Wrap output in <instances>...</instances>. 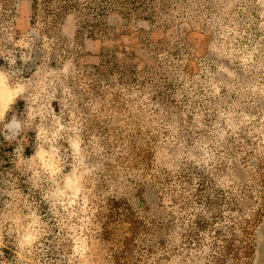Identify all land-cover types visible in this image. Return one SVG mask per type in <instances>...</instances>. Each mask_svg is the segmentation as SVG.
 Listing matches in <instances>:
<instances>
[{"label":"rangeland","instance_id":"374dc122","mask_svg":"<svg viewBox=\"0 0 264 264\" xmlns=\"http://www.w3.org/2000/svg\"><path fill=\"white\" fill-rule=\"evenodd\" d=\"M0 264H264V0H0Z\"/></svg>","mask_w":264,"mask_h":264},{"label":"bare ground","instance_id":"6f19581e","mask_svg":"<svg viewBox=\"0 0 264 264\" xmlns=\"http://www.w3.org/2000/svg\"><path fill=\"white\" fill-rule=\"evenodd\" d=\"M1 98H2V103H3V104H4L5 102H7L8 99H10L9 96H8V94L5 93V92H3V93L1 94Z\"/></svg>","mask_w":264,"mask_h":264}]
</instances>
